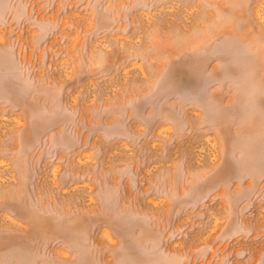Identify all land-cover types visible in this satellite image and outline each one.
<instances>
[{
  "label": "rangeland",
  "instance_id": "obj_1",
  "mask_svg": "<svg viewBox=\"0 0 264 264\" xmlns=\"http://www.w3.org/2000/svg\"><path fill=\"white\" fill-rule=\"evenodd\" d=\"M0 264H264V0H0Z\"/></svg>",
  "mask_w": 264,
  "mask_h": 264
}]
</instances>
